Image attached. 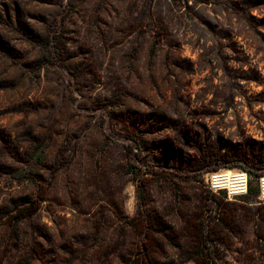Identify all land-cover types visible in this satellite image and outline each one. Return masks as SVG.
<instances>
[{"label": "rangeland", "instance_id": "1", "mask_svg": "<svg viewBox=\"0 0 264 264\" xmlns=\"http://www.w3.org/2000/svg\"><path fill=\"white\" fill-rule=\"evenodd\" d=\"M262 178L264 0H0V264H264Z\"/></svg>", "mask_w": 264, "mask_h": 264}, {"label": "trees", "instance_id": "2", "mask_svg": "<svg viewBox=\"0 0 264 264\" xmlns=\"http://www.w3.org/2000/svg\"><path fill=\"white\" fill-rule=\"evenodd\" d=\"M249 192H251V187H248ZM36 208L33 207L31 210H22L18 212V216L16 217L17 220L24 219L28 215L33 214L35 212ZM144 229L147 231H150L152 234H156L161 237H166L167 235L165 234L164 230L161 229H155L154 224L149 220L145 219L144 221ZM150 242V241H149ZM195 243H199L198 239L195 238L194 240ZM140 247L142 250L145 252L143 254V257L140 258L139 262L138 261H133V264H163L160 263L155 257L153 251L150 248V245L148 244V241H142L140 242ZM196 264H211L209 262V258L206 256H201V257H193L192 259Z\"/></svg>", "mask_w": 264, "mask_h": 264}, {"label": "built area", "instance_id": "3", "mask_svg": "<svg viewBox=\"0 0 264 264\" xmlns=\"http://www.w3.org/2000/svg\"><path fill=\"white\" fill-rule=\"evenodd\" d=\"M213 177H216L215 178V180H214V182L216 183V184H219L220 185V176H212V178ZM224 181L226 180V178H222ZM243 179V183H242V190H243V193L245 192V184H244V178H242ZM234 181H236V180H234ZM235 186L234 187H236L235 188V190H237V192L236 193H238V194H242V193H239V188H240V186H239V183H236L235 182ZM219 188H223L222 186H218ZM260 195H259V198H260V200H262V201H264V178H262L261 179V186H260Z\"/></svg>", "mask_w": 264, "mask_h": 264}, {"label": "bare ground", "instance_id": "4", "mask_svg": "<svg viewBox=\"0 0 264 264\" xmlns=\"http://www.w3.org/2000/svg\"><path fill=\"white\" fill-rule=\"evenodd\" d=\"M233 177V180H236V183H239V186H240V190H239V193H243V190H242V183H243V179H242V175H236V176H231V174H226V175H220V178H226L228 180L232 179ZM216 177H213V181L215 180Z\"/></svg>", "mask_w": 264, "mask_h": 264}]
</instances>
